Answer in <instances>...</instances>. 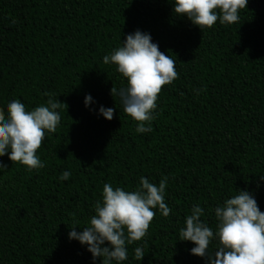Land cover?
I'll return each mask as SVG.
<instances>
[{
    "label": "trees",
    "instance_id": "obj_1",
    "mask_svg": "<svg viewBox=\"0 0 264 264\" xmlns=\"http://www.w3.org/2000/svg\"><path fill=\"white\" fill-rule=\"evenodd\" d=\"M171 2L0 0V111L12 99L31 110L45 92L61 102L55 132L36 150L43 168L0 157V264H92L67 232L87 226L104 183L133 190L141 176L157 185L168 178L169 215L153 209L146 235L127 245L122 264H203L189 254L191 242L177 240L193 204L213 229L212 209L238 189L251 191L264 211V183H257L264 174V0H248L236 23L201 30L173 13ZM136 29L172 57L177 72L161 87L146 134L135 132L137 122L110 95L126 79L102 62ZM85 94L96 102L89 107L113 108L112 119L85 108ZM64 170L66 181L58 179Z\"/></svg>",
    "mask_w": 264,
    "mask_h": 264
},
{
    "label": "clouds",
    "instance_id": "obj_2",
    "mask_svg": "<svg viewBox=\"0 0 264 264\" xmlns=\"http://www.w3.org/2000/svg\"><path fill=\"white\" fill-rule=\"evenodd\" d=\"M248 0H172V11L186 17L200 30L210 28L217 21L231 25L239 21V10ZM102 62L114 65L116 72L126 79V85L112 87L110 95L116 97L123 112L136 121L135 132L146 134L152 131L151 121L155 119L157 95L163 85L171 84L177 78L175 61L162 53L148 32L139 29L126 34L120 45L102 57ZM203 89L194 90L199 94ZM47 100L26 110L19 99L9 101L0 111V157L7 154L12 162H19L29 171L41 169L44 163L36 150L45 139V133L55 132L60 114L61 102L45 92ZM83 104L89 111L111 120L114 109L99 105L90 94H85ZM5 165L0 164V170ZM70 172L64 170L58 179L66 181ZM167 176L158 185L144 176L139 178L138 187L126 190L113 188L104 183L101 199L93 206L94 214L87 226L70 227L69 241L75 240L91 254L92 264L99 257L100 264H122L128 258L127 245L140 241L153 219V209L167 217L171 211L164 202ZM257 183H264V174L257 177ZM215 228L210 227L202 217L204 208L199 203L190 207L183 226L178 232L179 241L191 242L190 255L200 257L203 264H264V211L257 205L254 194L247 189H238L237 194L225 198L213 209ZM80 228V231L76 229ZM215 242V247L210 244ZM137 260L144 256L141 246L133 249Z\"/></svg>",
    "mask_w": 264,
    "mask_h": 264
}]
</instances>
